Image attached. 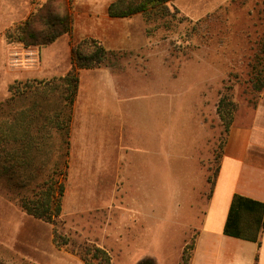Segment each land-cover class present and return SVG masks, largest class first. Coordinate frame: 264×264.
Returning a JSON list of instances; mask_svg holds the SVG:
<instances>
[{"label":"rangeland","instance_id":"rangeland-1","mask_svg":"<svg viewBox=\"0 0 264 264\" xmlns=\"http://www.w3.org/2000/svg\"><path fill=\"white\" fill-rule=\"evenodd\" d=\"M34 1L40 5L46 0ZM36 3L0 0V102L11 97V85L33 81L32 87L36 90L37 82L42 81L19 79L18 73L36 66L14 67L12 55L23 58L26 51L23 44L7 38V34L35 10ZM239 13L229 17L231 22H228L220 12L207 18L200 31L193 22H181L178 14L169 17V21L152 20L146 23V54L122 53L118 65L109 67L116 76H121V84L131 83V86L117 87L124 98L121 97L116 107L118 115L87 119L90 127L82 140H85L84 146L89 147L85 151L88 161L80 167L70 166L69 155L65 168V160L56 152L52 154L53 163L60 161L56 177L64 170L67 173L58 227L60 231L64 228L63 232L78 245L96 243L111 253L113 264H166L167 261L183 264L185 242L193 245L187 251V256L191 257L194 237L188 232L182 236L183 227H189L184 214L189 213L190 205L202 203L198 197L199 173L194 161L207 182L208 178L214 180L220 164L224 135L217 104L222 95L231 94L238 108H253L249 104V99L253 98L251 90L230 77L229 68L237 63L239 55L248 52L249 39H255L256 32L262 31L263 26L242 22L247 17L242 18ZM62 46L60 42L61 51ZM240 70L233 74H241ZM100 82L95 90L102 96L95 98V106L109 110L113 83ZM115 84L121 85L117 81ZM48 95L53 98L39 96L37 100L44 113L53 114L55 107L63 104L60 100L57 102L59 94ZM131 112L138 117L129 121ZM54 138L55 150L60 142L58 137ZM103 140L108 146L105 156L109 161L105 167H100L98 149ZM69 141L71 152V139ZM123 147L131 151L127 153L128 161L118 160V153L123 155V152H117V148ZM130 158L133 161L128 167ZM13 188L7 180L0 182V259L9 264H35L22 254L24 245L20 243L24 236L19 237V251L9 245L12 241V245L16 243L15 238L11 239V227H2L13 219V205L19 208L9 198L14 193ZM206 188L209 193L212 185ZM186 200H190L188 206H185ZM49 228L53 232L54 226L48 223L46 227H35L33 234L48 241ZM25 234L28 238L29 234ZM57 249L59 264H84L70 248ZM65 256L68 259H64Z\"/></svg>","mask_w":264,"mask_h":264},{"label":"crops","instance_id":"crops-1","mask_svg":"<svg viewBox=\"0 0 264 264\" xmlns=\"http://www.w3.org/2000/svg\"><path fill=\"white\" fill-rule=\"evenodd\" d=\"M114 1L116 0H72L71 34L60 37L47 47L37 48L38 65L33 69L18 73L19 79L50 80L65 76L72 68L71 40L77 44L84 39L91 38L100 41L108 51L137 56L146 54L148 36L143 15L138 14L126 18L110 17L109 7ZM170 7L193 23L213 17L220 12L224 13L228 22H231L230 18L235 17L237 12H240L242 18L247 17L246 20H242L246 24L264 23V0H174ZM60 42L63 45L62 51L61 47L59 48ZM79 78L76 112L72 119L70 138V166L75 167H80L84 161H88L89 155L85 151H88L89 147L84 146L85 140H82L84 133L90 127V123H86L87 119L91 117L105 119L110 114L118 115L116 107H119L122 96L117 87L130 88L131 86V83L121 84V76H116L111 68L104 66L81 70ZM99 81L113 83V93L108 98L109 110H105L104 106H101L102 108L95 106L97 103L95 98L102 96L95 90ZM116 81L122 86H116ZM134 112L128 114L129 121L138 117V114ZM102 138L104 139V136ZM103 144L104 140L100 148L98 147L97 162L100 160L98 163L100 167H105L106 162L109 161L105 156L108 146ZM117 152H123V155L118 153V160L128 161L127 153H130V150L123 147L117 148ZM131 161L133 160L130 158L128 167ZM194 165L199 173L196 184L200 185L198 197L199 200L202 199V203L197 202L198 206L197 204L190 205V209H187L189 213L184 214V218L188 217L189 227H183L182 236L188 232L189 236L194 237V248L189 264H264V232L260 237L261 245L224 233L236 196L264 204V91L257 99L255 107L238 108L222 149L218 176L209 193L206 188L209 184L206 177L203 176V172L197 167L195 161ZM120 178L121 175L118 174V179L121 180ZM189 201H185V206H188ZM13 208H15L13 214L10 212L13 219L2 224V227H11L13 231L11 239H16L14 245H12L13 241L9 244L10 247L15 246L19 250L18 242L21 241L19 237L24 236L20 244L24 245L22 254L25 257L35 264H59L60 252L53 242L52 230L49 228L48 241L41 240L33 234V228L46 227L47 223L36 220L14 205ZM177 218L180 221V215ZM25 232L30 237L27 238ZM192 232L195 234L191 235ZM185 244L187 246L188 242ZM68 257L76 258L72 255ZM68 257L65 256L64 259ZM166 264H170L169 261Z\"/></svg>","mask_w":264,"mask_h":264},{"label":"trees","instance_id":"trees-1","mask_svg":"<svg viewBox=\"0 0 264 264\" xmlns=\"http://www.w3.org/2000/svg\"><path fill=\"white\" fill-rule=\"evenodd\" d=\"M174 0H116L109 7L113 18H126L143 15L148 24L152 20H166L177 17L179 13L170 7ZM33 3L36 1L33 0ZM32 14L7 34V38L24 47H47L63 35H70L73 26L71 0H46L36 3ZM212 18V17H208ZM181 22L189 21L180 15ZM264 20V19H263ZM207 21L195 22L200 31ZM262 31L256 32L255 39L250 38L251 48L246 54L239 55L237 63L229 68L230 77L250 89L253 95L249 104L256 106L257 99L264 91V23ZM166 26V25H165ZM208 28V25H207ZM72 46V68L63 77L37 82L13 84L9 88L11 97L0 102V182L7 180L14 193L9 198L26 214L54 226L53 242L58 248H70L77 253L84 264H113L111 253L94 242L78 245L69 235L59 230V220L63 213L66 192V171L56 177L59 162H54L52 154L57 153L64 159L67 168L70 155V132L72 112L77 98L81 70L96 69L103 66L116 67L122 53L108 51L100 41L87 38ZM242 69L241 74H233ZM29 88L30 92L27 91ZM59 94L53 114L44 113L39 105V96ZM55 97V96H54ZM53 98V97H52ZM29 103V104H28ZM46 110V109H45ZM238 110L231 94L221 96L217 104V114L223 125L224 141L234 122ZM52 131L55 132L52 134ZM54 137L60 145L53 149ZM219 166L215 173L218 176ZM215 178L208 183L215 184ZM264 232V204L240 196L234 198L224 233L228 236L259 243ZM188 244L183 252V264H189ZM0 264H9L0 259Z\"/></svg>","mask_w":264,"mask_h":264},{"label":"built area","instance_id":"built-area-1","mask_svg":"<svg viewBox=\"0 0 264 264\" xmlns=\"http://www.w3.org/2000/svg\"><path fill=\"white\" fill-rule=\"evenodd\" d=\"M25 52V57L19 58L18 55H12L11 64L14 67H35L39 63V53L37 51L38 47H23Z\"/></svg>","mask_w":264,"mask_h":264}]
</instances>
